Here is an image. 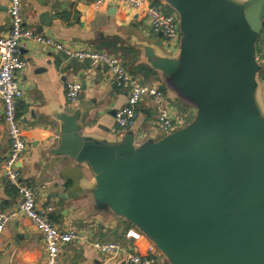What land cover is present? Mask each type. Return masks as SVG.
<instances>
[{"label": "water", "instance_id": "1", "mask_svg": "<svg viewBox=\"0 0 264 264\" xmlns=\"http://www.w3.org/2000/svg\"><path fill=\"white\" fill-rule=\"evenodd\" d=\"M159 1L178 18L179 52L148 50V63L195 108L193 120L138 145L132 130L113 141L87 139L80 110L61 114L49 154L86 165L97 205L138 229L169 264H264L256 57L264 0Z\"/></svg>", "mask_w": 264, "mask_h": 264}, {"label": "crops", "instance_id": "2", "mask_svg": "<svg viewBox=\"0 0 264 264\" xmlns=\"http://www.w3.org/2000/svg\"><path fill=\"white\" fill-rule=\"evenodd\" d=\"M93 1L21 0L23 24L67 45L118 57L133 78L164 92L178 125L176 130L187 125L196 113L195 108L178 96L147 58L148 50L159 56L175 57L180 43L176 48L167 46L137 11L114 3L96 10L91 6ZM147 1L159 3L157 7L162 12L166 6L159 0ZM9 5L10 0H0V38L9 31ZM21 55L26 65L16 75L23 92L16 117L25 142V152L17 164L20 181L41 187L36 207L52 224L60 231L72 230L79 235L77 240L61 246L58 264H125L123 256L103 255L95 249L94 244L104 242L121 243L126 250L146 254L152 242L126 220L95 202V178L89 168L66 156H51L49 151L57 146L59 116L78 110L80 134L87 139L113 141L128 130L135 133L138 145L163 138L167 134L159 130L151 100H142L136 107L134 125L119 131L114 113L124 106L128 92L115 86L103 66L71 60L33 42L27 43ZM256 57L259 100L264 112V22L256 43ZM69 81L81 84L74 102L66 98ZM10 145L0 101V212L15 208L19 202L15 188L2 171ZM48 207L51 211H47ZM130 234L137 238L127 239ZM155 257L156 264H169L159 251ZM0 264H44L43 238L29 219L19 217L5 226L0 235Z\"/></svg>", "mask_w": 264, "mask_h": 264}, {"label": "built area", "instance_id": "3", "mask_svg": "<svg viewBox=\"0 0 264 264\" xmlns=\"http://www.w3.org/2000/svg\"><path fill=\"white\" fill-rule=\"evenodd\" d=\"M112 3L137 11L148 21L154 34H161L167 46L178 47L180 31L175 14L162 12L160 7L152 6L147 0H94L91 6L98 10ZM8 16L10 18L8 34L0 38V101L11 145L3 162L2 171L7 181L15 188L19 202L15 208L0 212V235L8 223L19 217H25L42 235L44 264H58L61 246L77 240L79 235L72 230L60 231L45 214L38 211L36 201L41 187L21 183L17 168L25 152V142L16 117L17 103L23 96L22 89L16 81V75L26 65L21 51L26 48L27 43L33 42L47 50L61 53L71 60L88 61L93 66H103L113 78L115 86L128 92L124 106L114 113V121L119 131H126L134 125L136 107L146 98L150 99L154 106L158 127L162 133L169 134L175 131L178 125L164 92L158 87L144 85L133 78L125 70L118 57L95 50L76 48L25 28L21 15V0H10ZM80 92V83L75 81L66 83L68 101L74 102ZM47 211L51 209L48 207ZM136 238L137 236L130 234L127 239L135 240ZM94 247L103 255L123 256L125 264H156L157 261L155 257L157 249L153 244L147 246L146 254L126 250L121 243L117 242L96 243Z\"/></svg>", "mask_w": 264, "mask_h": 264}, {"label": "trees", "instance_id": "4", "mask_svg": "<svg viewBox=\"0 0 264 264\" xmlns=\"http://www.w3.org/2000/svg\"><path fill=\"white\" fill-rule=\"evenodd\" d=\"M151 5H152V6H158V5L160 6V4L157 3V2H156V3L153 2ZM162 8H163V12H164V13H166V14H170V13H172L171 10H170L168 7L163 6Z\"/></svg>", "mask_w": 264, "mask_h": 264}, {"label": "rangeland", "instance_id": "5", "mask_svg": "<svg viewBox=\"0 0 264 264\" xmlns=\"http://www.w3.org/2000/svg\"><path fill=\"white\" fill-rule=\"evenodd\" d=\"M186 111H190L191 112V110H189V109L188 110L186 109ZM194 116H195V111H194ZM194 116L192 115V117H190V122L193 120Z\"/></svg>", "mask_w": 264, "mask_h": 264}]
</instances>
